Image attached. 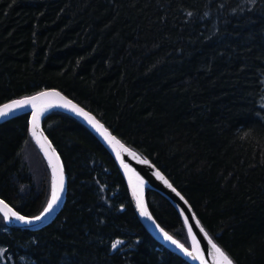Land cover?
I'll return each mask as SVG.
<instances>
[{"label": "trees", "instance_id": "1", "mask_svg": "<svg viewBox=\"0 0 264 264\" xmlns=\"http://www.w3.org/2000/svg\"><path fill=\"white\" fill-rule=\"evenodd\" d=\"M46 88L149 159L234 264H264V0H0V104ZM28 116L0 123V198L34 217L51 179L37 149L41 178L25 158ZM44 118L65 198L33 230L0 214V264H189L143 227L93 133L59 110ZM144 195L188 246L173 206Z\"/></svg>", "mask_w": 264, "mask_h": 264}, {"label": "water", "instance_id": "2", "mask_svg": "<svg viewBox=\"0 0 264 264\" xmlns=\"http://www.w3.org/2000/svg\"><path fill=\"white\" fill-rule=\"evenodd\" d=\"M44 92L59 93V96L42 97L40 100L36 101V106H37L36 110L39 111V110L43 109L44 114L40 117L38 127L36 129V136L35 137L32 135V128H33L32 112H33V108L31 105H28L24 108L15 109L14 111L9 112V114L7 116L0 117V123L5 121V120H8L10 118H13L15 116H18L20 114H23V113H27L29 115L28 116L29 117V119H28L29 136L32 139L36 148L39 150L42 158L44 159V161L48 167V170L50 173V179H51V193H52V184H53V165L57 164L56 157H59V154L57 153L56 149L53 147L52 143L50 142V140L48 139V137L44 133L42 126H41V123H42V119L44 118V116L48 112L53 111V110H59V111H62V112H65V113L71 115L72 117L77 119L79 122H81L84 126H86L93 133V135L99 140V142L104 146V148L108 151V153L111 155V157L113 158V160L117 164L122 176L124 177V180L126 182V185H127L128 191H129V194H130L131 198L133 199L135 213H136L138 219L140 220L141 224L146 229V231L156 241H158L164 247L169 249L171 252H173L176 255L183 258L189 264H201L202 261H203V264H217L218 257L215 256L214 251L212 249V244L213 243L216 244V243L210 237V235L207 233V231L203 228V226L201 225L200 221L196 217L195 213L193 212L190 204L187 202L185 197L171 184V182L167 179V177L149 159L142 157L134 149L130 148L125 143H123L118 137H116L104 125L103 122H101L99 119H97L91 112H89L88 110L83 108L81 105H79L77 102L68 98L62 92H60L59 90L54 89V88H46V89H43V90L36 92L32 95H29V96H24V97L9 100L3 104H0V108H3L5 105L13 104L17 100H22V99L32 98V97H38V96H40L41 93H44ZM60 97H63V100H61ZM65 100L70 101L71 104L76 105L77 108L83 109V111L85 113H87L89 116H91L99 125H102V131H106L110 136L115 137V139L117 141H119L120 144L109 143V141L105 139L104 135L101 134V131H97V129L95 127H93L92 124H90L88 122V120L85 119L84 116L77 115L75 112L71 111L69 108L57 106L59 104H62L63 101H65ZM49 105H52V106H49ZM38 140H39V143L37 142ZM41 145H43V147ZM49 145H50V147H49ZM120 145H123V148H121ZM125 149H127V151H125ZM46 151L49 153V155H45ZM117 153H119V156L117 155ZM50 157L52 159V164L49 163ZM143 161H147V162L145 163ZM59 165L62 166V168H63L60 157H59ZM157 173H159V176L157 175ZM63 177H64V189L65 190L63 193H61V200L58 202V204L56 206H54L53 210L44 219L39 220V221L34 220L35 217L41 216L44 213V210L47 207V204L51 200V193H50V198H49L45 208L38 215H36L34 217L24 216L26 219H33L34 220V223L31 225L24 224L21 221L15 220V218L11 217V216H9L8 219H5V217L3 215V211H4L3 210V204H0V214L4 218L5 222L11 226H14V227L31 229V230L37 229V228L45 225L46 223H48L55 216L57 211L60 209L61 205L63 204L64 198H65L66 178H65V174H64V169H63ZM161 177H163V179H161ZM141 181H143L142 184L140 183ZM165 181H167V183H165ZM169 185H171V187H169ZM138 189H142V194L140 197L138 196V193H137ZM145 189H151V190L159 193L177 211V213L179 214V216L183 222L185 232H186V236H187V241H188V246H184V245L183 246L186 249H188V251L192 252L194 256L198 257L197 259H193L192 257L186 255L183 251L180 250V248H177L176 245L172 244L168 240H165L164 236H162L154 228V224H157V223L153 219V217L150 214L149 209L147 207L145 195H144ZM138 198H141L143 200V204L146 207L148 214L152 217L151 220L148 219L146 216L141 215L140 209L137 207V199ZM0 200H2V199L0 198ZM2 201L5 204H7L8 207L12 209V211L18 213L8 203H6L4 200H2ZM19 215H21V214H19ZM189 230H191V231H189ZM193 238H195V239H193ZM177 243H180V242L177 241Z\"/></svg>", "mask_w": 264, "mask_h": 264}, {"label": "snow or ice", "instance_id": "3", "mask_svg": "<svg viewBox=\"0 0 264 264\" xmlns=\"http://www.w3.org/2000/svg\"><path fill=\"white\" fill-rule=\"evenodd\" d=\"M49 96H59V93H41L38 97H32V98H26L22 100H17L13 104L5 105L3 108H0V117L7 116L9 112L14 111L15 109L24 108L28 105H31L33 108L32 112V135L36 136V129L38 127V123L40 120V117L44 114V110L41 109L39 111L36 110V101L40 100L42 97H49ZM61 100H63V97H60ZM52 106V105H49ZM59 107H65L69 108L71 111L75 112L77 115L84 116L85 119L88 120L90 124H92L93 127L97 129V131H101V134L104 135L105 139L109 141V143H115L120 144L119 141L115 139V137L110 136L106 131H102V125H99L91 116H89L87 113L83 111V109L77 108L76 105L71 104L70 101H63L62 104L57 105ZM39 143V140L37 141ZM43 147V145H41ZM50 147V145H49ZM121 148H123V145H120ZM127 151V149H125ZM45 155H49V153L46 151ZM119 156V153H117ZM134 155V154H133ZM57 164L53 165V184H52V193H51V200L47 204V207L44 210V213L41 216H37L34 218L35 221H39L44 219L58 204V202L61 200V193L64 192V177H63V168L59 165V157H56ZM147 162V161H143ZM49 163L52 164L51 157L49 158ZM159 176V173H157ZM138 179V178H137ZM163 179V177H161ZM141 184L143 181L140 182ZM167 183V181H165ZM171 187V185H169ZM0 204H3V215L5 219H8L9 216L14 217L15 220L21 221L24 224H33V219H26L24 216L19 215L18 213L12 211L11 208L8 207L7 204H5L2 200H0ZM137 207L140 209L141 215L146 216L148 219H152V217L148 214V211L146 207L143 204V200L141 198L137 199ZM191 231V230H189ZM164 239L170 241L172 244L176 245L177 248H180L181 251H183L186 255L192 257L193 259H197L198 257L194 256L192 252L188 251L183 244L177 243L176 240L172 238V236L168 235L167 233H164ZM195 239V238H193ZM119 241L112 244L113 250L117 249L119 246ZM212 249L214 251V254L217 259V264H233L232 259L225 254L224 251H222L216 244H212ZM203 264V261L201 262Z\"/></svg>", "mask_w": 264, "mask_h": 264}, {"label": "rangeland", "instance_id": "4", "mask_svg": "<svg viewBox=\"0 0 264 264\" xmlns=\"http://www.w3.org/2000/svg\"><path fill=\"white\" fill-rule=\"evenodd\" d=\"M35 147L30 143H28L26 145V147H25V158H26L27 162L29 163V165L31 166L32 170L35 171L36 173H38V176L41 178L40 174L42 172L44 163H43L42 159L40 158V156L37 152L38 149Z\"/></svg>", "mask_w": 264, "mask_h": 264}, {"label": "bare ground", "instance_id": "5", "mask_svg": "<svg viewBox=\"0 0 264 264\" xmlns=\"http://www.w3.org/2000/svg\"><path fill=\"white\" fill-rule=\"evenodd\" d=\"M45 119V118H44ZM147 191V190H146ZM138 196L140 197L142 194V189H138ZM188 201V200H187ZM154 228L162 235L165 233L157 224H154Z\"/></svg>", "mask_w": 264, "mask_h": 264}]
</instances>
